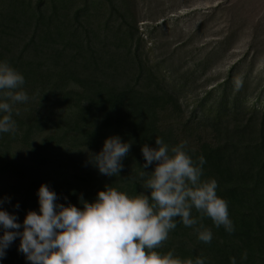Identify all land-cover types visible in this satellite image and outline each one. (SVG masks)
Listing matches in <instances>:
<instances>
[{
	"label": "trees",
	"instance_id": "obj_1",
	"mask_svg": "<svg viewBox=\"0 0 264 264\" xmlns=\"http://www.w3.org/2000/svg\"><path fill=\"white\" fill-rule=\"evenodd\" d=\"M140 4L0 0V62L23 75L20 90L29 97L13 105L16 131L0 133V200L10 198L0 210L20 224L29 211L39 214L42 184L57 194L58 204L81 210V195L92 203L110 185L129 196L147 195L142 183L150 174L140 177L141 147L155 148L156 138L170 146L187 142L194 160L204 156L202 180L217 181L235 231L205 218L213 233L205 244L177 218L159 251L182 259L202 256L206 264H230V257L237 264H264V85L250 90L251 73L239 77L233 66L222 82L189 99L202 62L180 72L169 58L153 56L139 27L149 20ZM188 101L194 104L190 110ZM114 136L131 142V149L118 176L108 177L90 160ZM19 243L17 237L0 264H30Z\"/></svg>",
	"mask_w": 264,
	"mask_h": 264
},
{
	"label": "clouds",
	"instance_id": "obj_2",
	"mask_svg": "<svg viewBox=\"0 0 264 264\" xmlns=\"http://www.w3.org/2000/svg\"><path fill=\"white\" fill-rule=\"evenodd\" d=\"M24 83L21 73L7 61L0 62V133L16 131L13 105L29 99L20 90ZM238 85L242 86V81ZM155 144V148L147 144L141 147L145 163L140 166V177L143 180L150 174L142 183L147 195L129 196L110 185L98 191L92 203L81 195V210L58 204L57 194L42 184L37 191L39 214L29 211L20 224L17 216L0 210V259L19 237L18 250L30 264H206L202 256L182 259L173 251L161 253L159 249L177 227V218L205 244L213 239L211 228L203 224L205 218L232 234L235 228L228 202L217 195L215 179L202 180L206 160L203 155L194 160L186 150L187 142L170 146L156 138ZM130 149L131 142L122 143L118 136L107 138L90 163L102 175L118 176ZM154 162L151 173L143 170ZM6 202L10 198L0 200V207ZM14 207L18 209L19 204ZM194 211L198 214L195 217ZM21 228L23 231H16ZM241 259H247L246 252ZM229 261L237 264L235 257Z\"/></svg>",
	"mask_w": 264,
	"mask_h": 264
},
{
	"label": "rangeland",
	"instance_id": "obj_3",
	"mask_svg": "<svg viewBox=\"0 0 264 264\" xmlns=\"http://www.w3.org/2000/svg\"><path fill=\"white\" fill-rule=\"evenodd\" d=\"M140 5L149 20L139 27L153 56L169 58L180 72L202 62L189 99L222 82L233 66L239 77L251 73L250 90L264 85V0H141ZM223 40L227 44L220 47ZM188 102L190 110L194 104Z\"/></svg>",
	"mask_w": 264,
	"mask_h": 264
}]
</instances>
